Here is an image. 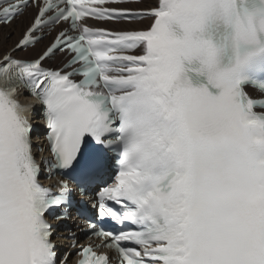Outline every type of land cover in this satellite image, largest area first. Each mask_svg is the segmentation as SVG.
Masks as SVG:
<instances>
[{
  "label": "snow or ice",
  "instance_id": "6c2138e0",
  "mask_svg": "<svg viewBox=\"0 0 264 264\" xmlns=\"http://www.w3.org/2000/svg\"><path fill=\"white\" fill-rule=\"evenodd\" d=\"M140 2L0 0L5 24L36 9L12 51L67 25L35 60L0 58V264H264V0L119 6ZM142 18L141 29L87 22ZM57 51L71 58L44 67ZM22 90L42 105L49 178L91 182L118 154L95 207L119 228L88 224L101 244L58 255L50 218H68L71 189L39 180Z\"/></svg>",
  "mask_w": 264,
  "mask_h": 264
},
{
  "label": "bare ground",
  "instance_id": "6f19581e",
  "mask_svg": "<svg viewBox=\"0 0 264 264\" xmlns=\"http://www.w3.org/2000/svg\"><path fill=\"white\" fill-rule=\"evenodd\" d=\"M147 2H152V0H147ZM35 11L30 9L28 10L23 16H21L18 20H14L12 23H10L8 26H0V58L7 53L8 51L12 50L15 45L17 44L19 38H21V35L25 28L28 26V24L31 21V18L33 17ZM143 25L146 24V22L141 23ZM130 25L126 28H136L140 29L143 27V25ZM64 25H60L56 31L63 29ZM145 27V26H144ZM50 38H45L41 42H39L35 47L32 49H28L25 52L19 51L16 53L17 57L21 60H35L39 57L41 52L45 49V47L50 42ZM56 60L60 61L61 63H47L48 66L53 65L55 68H59L61 64L66 60V57L64 54H58L56 57ZM33 144V151L34 153H37L38 149H43L45 147V141L41 135L35 136L32 140ZM71 228H74V222H68ZM59 236L54 239V242L58 246V250H66L70 246V239L67 238L66 232H60L58 234Z\"/></svg>",
  "mask_w": 264,
  "mask_h": 264
}]
</instances>
